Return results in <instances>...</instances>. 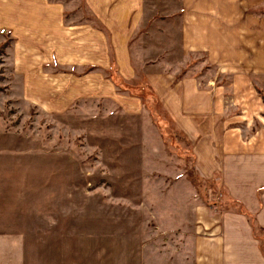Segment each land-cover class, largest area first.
Wrapping results in <instances>:
<instances>
[{"label": "rangeland", "instance_id": "374dc122", "mask_svg": "<svg viewBox=\"0 0 264 264\" xmlns=\"http://www.w3.org/2000/svg\"><path fill=\"white\" fill-rule=\"evenodd\" d=\"M55 1L69 4L79 21L94 20L83 0ZM176 1L148 6L159 15L168 7L178 13ZM250 3L251 13L264 17V0ZM167 19L151 18L140 46L161 49L164 29L179 25L160 24ZM11 39L0 31V264H193L203 218L239 206L219 175L198 183L193 145L162 103L156 106L160 125L141 99L118 87L119 97L140 103L138 112H127L117 98L78 100L65 112L46 113L21 96ZM142 64L134 86L148 81L149 64ZM172 70L199 77L203 86L215 80L225 87V99L236 103L228 116H240L239 122L264 105V74L223 75L195 55ZM263 122L264 112L254 116L252 133Z\"/></svg>", "mask_w": 264, "mask_h": 264}, {"label": "crops", "instance_id": "0c3cea01", "mask_svg": "<svg viewBox=\"0 0 264 264\" xmlns=\"http://www.w3.org/2000/svg\"><path fill=\"white\" fill-rule=\"evenodd\" d=\"M83 1L93 21L75 19L62 1L0 0V31L13 39V69L22 98L49 114L65 112L78 100L105 104L117 98L127 112H138L140 103L119 97L107 72L114 62L120 77L137 84V64H149L143 72L192 143L199 174L206 179L219 175L230 197L264 231V127L251 131L264 105L251 107L239 122L240 116H228L236 103L225 99V87L215 80L203 86L199 77H180L179 70H172L195 55L223 75H263L264 17L251 13L253 0H177L174 18L169 7L159 15L155 5L148 6L151 0ZM156 16L168 18L160 24L179 23L164 29L161 49L145 47L140 35ZM193 264H264L251 219L238 211L204 217Z\"/></svg>", "mask_w": 264, "mask_h": 264}, {"label": "trees", "instance_id": "16d2710c", "mask_svg": "<svg viewBox=\"0 0 264 264\" xmlns=\"http://www.w3.org/2000/svg\"><path fill=\"white\" fill-rule=\"evenodd\" d=\"M11 42H13V39H11ZM108 74H109V79L121 91L129 93L131 97H136V98L141 99L143 101V103L145 104L146 109L153 116L155 122L158 125H160V123L157 119L156 106L161 105V103H160L157 95L155 94L153 88L150 86V84L148 83L147 80H145V82L141 86H134L131 83L126 82L122 77L119 76L118 69H117L114 62H113L112 68L109 70ZM171 121H172V119H171ZM160 128H161V131L164 133V135H167L165 128H163L162 126H160ZM193 155H194V153H193ZM194 158H195V155H194ZM197 174L198 175L195 177L198 179L199 184H201V182L211 184V182H210L211 179H206V178L202 177L198 171H197ZM192 176H193L192 173H188V175H187L189 180L191 179ZM195 186L197 187L198 194L202 195V198L204 199V194H203V192L200 191V187L198 186V184H196ZM204 201L207 202L206 200H204ZM232 201H233V204L239 205V207H238L239 213L246 215L247 217H249L251 219L254 235L257 237V239L260 240L262 250L264 251V246H263L264 231L261 230L260 227L257 226L253 216L243 206H241L239 203H237L233 199H232Z\"/></svg>", "mask_w": 264, "mask_h": 264}]
</instances>
